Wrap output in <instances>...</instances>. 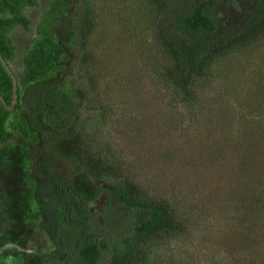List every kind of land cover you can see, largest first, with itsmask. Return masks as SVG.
<instances>
[{"label": "rangeland", "instance_id": "374dc122", "mask_svg": "<svg viewBox=\"0 0 264 264\" xmlns=\"http://www.w3.org/2000/svg\"><path fill=\"white\" fill-rule=\"evenodd\" d=\"M39 1L38 8L25 10L29 30L11 33L16 45L11 67L22 92L64 76L66 88L83 92L76 131L87 148L148 198L167 201L179 214L178 231L151 242L142 264H264V214L253 223L247 203L239 204L233 191L244 149L232 144L236 137L246 141L241 145L253 144L249 131L264 129V30L210 59L204 77L191 87V100L176 87L181 73L157 33L160 0ZM227 1L235 15L251 2ZM74 2L90 22L78 55L58 42L61 18ZM26 108L7 123L14 140L0 145V254L55 249L33 196L31 149L38 137L27 125ZM223 125L230 135L228 157L210 163L200 153L221 143ZM260 161L259 166L264 158ZM259 205L261 200L255 208ZM0 264L20 261L5 253Z\"/></svg>", "mask_w": 264, "mask_h": 264}, {"label": "trees", "instance_id": "16d2710c", "mask_svg": "<svg viewBox=\"0 0 264 264\" xmlns=\"http://www.w3.org/2000/svg\"><path fill=\"white\" fill-rule=\"evenodd\" d=\"M74 3L61 18L58 42L66 53L78 55L85 50L90 22ZM39 6V0H0V56L6 63L16 59L11 33L18 27L29 30L32 22L25 10ZM159 9L157 33L181 73L176 87L191 100V87L204 77L210 59L247 44L264 30V0H251L236 15L227 0H160ZM63 82L64 76H57L30 84L23 92L18 85L15 91L14 78L0 59V145L14 140L7 123L26 105L25 120L38 137L37 146L31 149L36 180L33 196L41 227L55 244L47 254L12 248L0 258L9 253L20 264H142L151 242L178 231L179 214L167 201L148 198L139 186L121 178L116 168L87 148L76 131L83 92L73 86L66 88ZM224 126L217 136L221 143L210 153H200L210 163L224 154L228 157L230 135L224 134ZM249 132L253 144L241 145L245 140L238 137L232 142L244 149L238 155L240 176L237 174L233 191L239 204L247 203L254 223L264 214V162L259 166L264 158V129ZM259 200L260 210L255 208ZM249 231L258 234L254 228Z\"/></svg>", "mask_w": 264, "mask_h": 264}, {"label": "water", "instance_id": "95a60500", "mask_svg": "<svg viewBox=\"0 0 264 264\" xmlns=\"http://www.w3.org/2000/svg\"><path fill=\"white\" fill-rule=\"evenodd\" d=\"M0 59L2 60V63L4 64V66L6 67V69L8 70V72L13 76L14 78V84H15V91L17 90V87L19 85V82H18V78L16 77V75L14 74L13 70H12V67H11V63H6L2 57L0 56ZM15 99H17V96H15ZM1 101H3L2 98H0Z\"/></svg>", "mask_w": 264, "mask_h": 264}]
</instances>
